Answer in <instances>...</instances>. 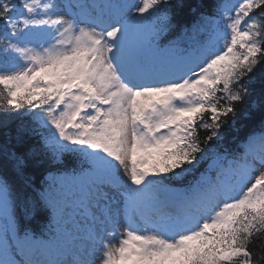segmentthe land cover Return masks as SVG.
Masks as SVG:
<instances>
[{
    "label": "snow or ice",
    "instance_id": "obj_1",
    "mask_svg": "<svg viewBox=\"0 0 264 264\" xmlns=\"http://www.w3.org/2000/svg\"><path fill=\"white\" fill-rule=\"evenodd\" d=\"M0 264H264V0H0Z\"/></svg>",
    "mask_w": 264,
    "mask_h": 264
},
{
    "label": "trees",
    "instance_id": "obj_2",
    "mask_svg": "<svg viewBox=\"0 0 264 264\" xmlns=\"http://www.w3.org/2000/svg\"><path fill=\"white\" fill-rule=\"evenodd\" d=\"M190 3H196L197 0H189ZM190 18V14L188 12V9H184L183 11L178 13V19L181 22H184L185 20ZM257 77V83L255 85L257 91H259L260 87V79H261V74L260 72H257L256 74ZM260 114L255 113L251 118H243V117H238V123H237V128L239 131L237 132L235 129L231 130V132L227 135L226 140H225V147H235L237 141L243 136L247 135L250 131L257 129L259 127V122H260ZM203 135V133H201ZM43 221L37 217L36 220L32 222V227L35 228L37 231Z\"/></svg>",
    "mask_w": 264,
    "mask_h": 264
}]
</instances>
